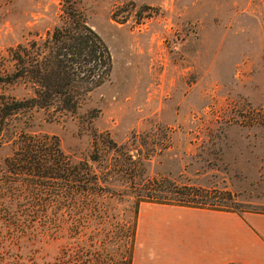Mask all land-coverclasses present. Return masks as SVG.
<instances>
[{
	"label": "rangeland",
	"instance_id": "rangeland-1",
	"mask_svg": "<svg viewBox=\"0 0 264 264\" xmlns=\"http://www.w3.org/2000/svg\"><path fill=\"white\" fill-rule=\"evenodd\" d=\"M64 1L0 0V71L13 70L11 49L61 23ZM72 1L111 52L110 79L75 115L35 108L13 120L0 161L13 154L21 129L56 135L74 162H90L107 179L102 186L114 196L102 206L119 235L135 221L138 233L135 185L153 179L218 189L234 210L264 212V0ZM1 94L33 93L20 85ZM95 134L102 136L96 163ZM29 244L0 242V255L55 264L67 246L45 238L27 256Z\"/></svg>",
	"mask_w": 264,
	"mask_h": 264
},
{
	"label": "trees",
	"instance_id": "trees-1",
	"mask_svg": "<svg viewBox=\"0 0 264 264\" xmlns=\"http://www.w3.org/2000/svg\"><path fill=\"white\" fill-rule=\"evenodd\" d=\"M10 60L14 68L0 71V88L22 85L30 87L33 94L22 99L0 95V148L5 133L13 134L12 121L30 110L77 114L90 95L110 79L113 66L106 43L72 0L64 1L61 23L46 38L11 49ZM18 132L13 154L0 161V242L28 241L30 256L45 238L66 241L55 264H134L137 222L126 236L110 227L102 206L108 196H114L102 186L107 179L100 177L90 162H74L56 135ZM99 137L94 135L90 154L95 163L101 161ZM107 138L106 146L117 149ZM136 186L141 188L136 218L144 202L234 210L231 195L221 196L224 193L218 189L163 178ZM119 243H124L122 249ZM22 258L0 255V264H24Z\"/></svg>",
	"mask_w": 264,
	"mask_h": 264
},
{
	"label": "crops",
	"instance_id": "crops-1",
	"mask_svg": "<svg viewBox=\"0 0 264 264\" xmlns=\"http://www.w3.org/2000/svg\"><path fill=\"white\" fill-rule=\"evenodd\" d=\"M134 264H264V212L142 203Z\"/></svg>",
	"mask_w": 264,
	"mask_h": 264
}]
</instances>
